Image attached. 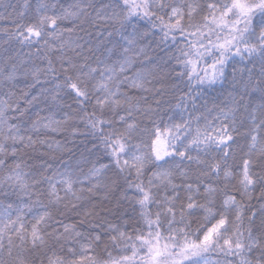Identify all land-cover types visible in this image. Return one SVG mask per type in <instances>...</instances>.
<instances>
[{"label":"trees","instance_id":"16d2710c","mask_svg":"<svg viewBox=\"0 0 264 264\" xmlns=\"http://www.w3.org/2000/svg\"><path fill=\"white\" fill-rule=\"evenodd\" d=\"M244 1L228 30L236 0H0V264H264V0Z\"/></svg>","mask_w":264,"mask_h":264},{"label":"rangeland","instance_id":"374dc122","mask_svg":"<svg viewBox=\"0 0 264 264\" xmlns=\"http://www.w3.org/2000/svg\"><path fill=\"white\" fill-rule=\"evenodd\" d=\"M125 2L132 8L136 7L140 0H125ZM234 9L236 11V16L232 17V19L224 24L223 21L221 22H217L216 24H218V28H226L228 30H234L238 24H240V22H243L245 19V11L246 10H251L252 6L250 4H248L246 1L244 0H236V2L234 3ZM223 62V61H222ZM222 62H218L217 64L213 65V67L210 69L209 74L212 75V77H220L222 76L223 72H224V63ZM217 235V230L213 229L212 231L209 232V234L205 237L204 243L205 245H212L213 243V239L216 237ZM148 240V241H146ZM145 246H148L151 248V250L149 251L150 254H158V252L160 251V249H157V245H161L163 246V242H166L165 248L169 249L170 253H171V258L173 257V252L175 249V245L172 244L171 242H173V240L170 242L168 238L165 239L164 236H161L159 234L154 235L153 238L151 239V237H148L147 239L143 240ZM165 251H167L165 249ZM163 255H160V257H162ZM159 260V255L156 256ZM170 258V255L168 256ZM167 257V258H168ZM163 258V257H162ZM168 258V259H169ZM154 258H152L153 260Z\"/></svg>","mask_w":264,"mask_h":264}]
</instances>
